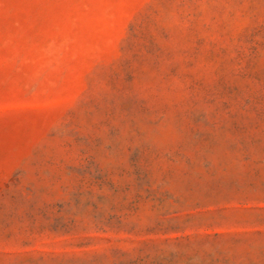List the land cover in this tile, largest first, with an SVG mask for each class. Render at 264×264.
<instances>
[{"label":"rangeland","instance_id":"rangeland-1","mask_svg":"<svg viewBox=\"0 0 264 264\" xmlns=\"http://www.w3.org/2000/svg\"><path fill=\"white\" fill-rule=\"evenodd\" d=\"M0 264H264V0H0Z\"/></svg>","mask_w":264,"mask_h":264}]
</instances>
